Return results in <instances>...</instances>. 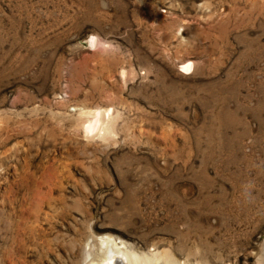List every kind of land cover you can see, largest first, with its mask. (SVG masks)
<instances>
[{"label": "rangeland", "instance_id": "rangeland-1", "mask_svg": "<svg viewBox=\"0 0 264 264\" xmlns=\"http://www.w3.org/2000/svg\"><path fill=\"white\" fill-rule=\"evenodd\" d=\"M103 238L264 264V0H0V264Z\"/></svg>", "mask_w": 264, "mask_h": 264}, {"label": "bare ground", "instance_id": "bare-ground-1", "mask_svg": "<svg viewBox=\"0 0 264 264\" xmlns=\"http://www.w3.org/2000/svg\"><path fill=\"white\" fill-rule=\"evenodd\" d=\"M92 42L93 43L95 42L94 38H92ZM192 65H193V63H188V64H185L183 66V68H184V70L191 71L192 70ZM103 116H105V115H103ZM97 119H99V118H97ZM101 119H99V120H101ZM101 122H102V120H101ZM98 128H99L98 122L97 123L93 122V124H91V125H89L87 127L86 131L89 134L96 135L94 133L97 132ZM97 243L99 244V245L97 244L99 246L98 253L94 252L95 251L94 248H93L94 251L92 249H90V250H88L86 252V258L87 259L91 258L89 260L90 261L89 264H145L140 259V256L137 255V253L133 249L129 248L124 243H119V242H117V241H115L113 239H110V238H105V239L103 238V239L99 240V242H97ZM89 245H90V243H89ZM148 261H150V259ZM156 264H158V262H156Z\"/></svg>", "mask_w": 264, "mask_h": 264}]
</instances>
